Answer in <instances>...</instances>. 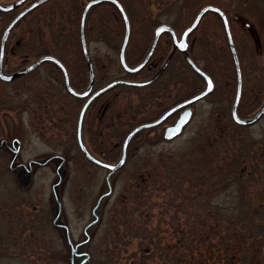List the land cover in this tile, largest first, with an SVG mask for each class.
Returning <instances> with one entry per match:
<instances>
[{
	"label": "trees",
	"instance_id": "obj_1",
	"mask_svg": "<svg viewBox=\"0 0 264 264\" xmlns=\"http://www.w3.org/2000/svg\"><path fill=\"white\" fill-rule=\"evenodd\" d=\"M122 4L124 5L123 2ZM103 6L114 11L117 26L120 29L119 34L123 33L124 25L116 8L109 2H103L92 7L87 14L85 23L87 44L90 40V16L97 7ZM186 6L188 7L184 8L181 16L180 27L182 28L192 20L196 10V7L188 4ZM64 7L65 4H61L57 8L61 12ZM124 8L133 31L134 16L125 5ZM38 9L35 8L20 18L10 31L5 45L3 69L6 72H12L26 66L42 54H52L65 65L71 86L82 90L88 82V69L79 38L81 11L76 13L75 7L66 9L68 16L72 18L67 20L70 23L76 20L78 23L76 28H72L71 24L66 28L68 35L62 43L59 36L49 42L40 35L18 48V33L36 17L34 13ZM61 15L62 13L54 16L52 22L57 24L61 22L66 26ZM10 18L8 13L0 12V25L7 24ZM159 22L161 21L155 20L150 27L148 26L147 32L151 34L152 27ZM229 26L232 32L234 23L230 18ZM37 27L40 28L39 25ZM170 50V43L160 44L159 41L151 57L152 64L155 66H144L133 76L122 73L119 78L148 79L157 71L161 62H164L171 54L167 66L152 83L164 80L166 71L178 59V54L169 53ZM67 55L72 58L74 69L79 68L77 76L70 72ZM190 55L195 59L193 52H190ZM141 56L134 58L127 55L125 58L129 64H134ZM91 61L94 67L95 88L113 79L109 77L103 81L104 76L98 75L94 60L91 59ZM182 62L186 65L183 59ZM211 64L212 60L208 61L203 70L214 81L215 78L208 69L212 66ZM41 66L52 69L57 77L39 76L33 85L27 86L25 94L23 92L10 94L5 87L8 82L0 80V140L16 139L15 143L21 146L27 136L35 133L51 148V151L41 155L37 160L50 155L63 157L61 165L63 176L56 186L61 203L58 221L69 229L62 203V190L69 176V162L76 163V174L72 178V189L76 192L73 201L75 207L84 204L79 201V196L85 189L83 186L88 188L92 184L87 176L88 171L85 169L88 170L90 166L105 168L90 162L77 145V118L83 100L70 95L65 90L61 71L54 63L47 61ZM24 78V75L20 76L10 83H22ZM190 78L195 91H199L204 83L203 79L186 66L184 82H189ZM232 79L223 87L214 86L209 94L211 97H223L228 101L225 105H218L217 111L222 117H212L210 130L192 137L190 143L177 147L153 148L151 143L153 141H148L152 138L149 134L154 133L153 138H157L156 141L163 140L161 132L155 133L161 124L142 129L132 136L126 146L124 164L109 175L111 192L102 197L96 209L97 220L88 226V239L79 246L82 250L86 249L85 253L88 256V259L81 264H264L262 254L264 230L260 228L255 215L247 210L246 199L238 198L236 193V185L243 182L245 178L241 164H244L248 158L249 149L243 145L242 139L240 144H231L221 133L224 128L232 131L242 128L230 117L229 107L232 105L236 89L234 73ZM181 87H183L182 81ZM109 92L110 90L91 101L82 124V136L86 148L94 156L107 162H115L119 158L124 135L130 128L158 117L169 106L190 95L183 94L173 101L160 102L162 107L157 110L156 117L136 118L128 124L124 123L117 128L116 142L110 144L107 140L100 142L93 140L89 131L90 123L88 124L94 110L101 107L103 113L107 109L108 105L103 102V99ZM263 102L264 80L260 79L250 91L242 89L237 114L240 117L251 116ZM174 115L171 114L168 119ZM86 135L88 143L85 140ZM198 138L204 140L200 139L202 142H199ZM73 149H76V154L72 153ZM11 155L10 147L1 144L0 182L5 173H10L13 174L12 181L15 187L12 193L6 196V192L0 190V261L9 262L16 258L20 260L29 258L31 264H58L59 262L73 264L70 260L64 229L54 224L52 220L56 211V202L51 185L49 203L37 204L34 208L32 207L33 209L27 210L26 206L29 204L34 206L33 203L24 196L21 198L19 196L29 189L32 183L31 177L23 180L19 169L9 167ZM58 160L59 158H55L46 164L53 165L56 162L55 178ZM37 166L40 165L33 164L31 169ZM105 170L106 174L99 193L91 203L89 220L83 226L80 240L85 237L84 227L93 219L92 208L98 196L108 189L106 181L108 170ZM82 178L86 181L84 185L81 183ZM120 180H123L121 187L111 205L108 206L113 186ZM258 205L264 208V200ZM106 207L107 216L103 219ZM55 232L59 238L53 236ZM60 238L63 241V248L57 242Z\"/></svg>",
	"mask_w": 264,
	"mask_h": 264
},
{
	"label": "rangeland",
	"instance_id": "obj_2",
	"mask_svg": "<svg viewBox=\"0 0 264 264\" xmlns=\"http://www.w3.org/2000/svg\"><path fill=\"white\" fill-rule=\"evenodd\" d=\"M11 1L13 0H0L3 4ZM85 1L86 0L48 1L34 13L36 17L31 19L30 22L23 27L22 31L18 33V48H20L22 44L40 35L49 42H52L53 38L59 36L60 43H62L68 35L66 28H68L70 24L72 28H76L78 23L76 20H74L75 22L73 23L67 20H72V18L68 16L67 10L71 7H75V12L79 13ZM122 1L127 10L134 16V25L131 34L132 37H134L132 39L133 42L136 40L135 37L137 38L141 35L145 37L146 34H149L147 28L148 26L150 27L155 20L172 25L178 32L182 30V27H180L182 21L181 16L183 15L184 8L188 7L186 6L188 0ZM205 1L207 0H194L195 5L192 6L196 7V4ZM218 1L221 2L223 0ZM230 1L231 3H228L229 5L224 6L230 10L231 21L234 23L232 37L234 38L233 42L237 58L243 69L242 87L250 91L260 79H263L264 7L259 8L257 11L259 16L254 17L249 16L250 12L254 9L251 3L243 6L242 0ZM61 4H65V7L59 12L57 7ZM56 13L58 15L62 13L61 16H63L66 26L62 25L64 23L61 22L60 24L52 22L54 16L57 15ZM233 14H237L240 19H233ZM5 25H0V36ZM37 25H39L40 28H38ZM40 32L43 33L40 34ZM119 32L120 29L117 26V17L114 11L106 6L97 7L91 14L89 20L90 40L88 42V51L91 59L94 60L95 70H97V73L99 72L98 75L104 76L103 81L109 77L118 78L123 73L121 68L119 69L118 67L119 41L116 38L118 35L120 36ZM111 37L112 39L109 40L110 43L113 41V46L108 45L106 41L107 38ZM192 37L191 51L194 54L197 64L203 68L207 65L208 61L212 60V66H209L208 69L215 78L214 85L223 87L229 81H232L234 70L233 62L220 19L214 14L207 13L194 30ZM98 38H100V40ZM138 49L139 50H136L137 53H140L142 50L144 52L145 50L142 46H139ZM133 51V44L131 46L129 45L128 52H130L131 57L134 55L131 54ZM69 56L70 55H67L66 58H68L70 72L77 76L76 73L79 71V68L74 69L72 58ZM186 66L187 65L178 57L177 61L166 71L164 80L158 83L155 82L143 87L118 85L112 88L103 99V102L108 105L107 109L102 113V108L98 107L94 110L92 118L88 120L92 139L97 142L107 140L108 143L112 144L116 142L115 135L117 134V128L124 125V123L128 124V122L136 118L151 119L154 116L156 117L157 110L162 107V103L160 102L165 103L167 101H173V99L183 94H194L196 91L193 86V81L191 82V78L188 79L189 82H184ZM32 71L24 74L25 78L22 83L17 84L8 82V85H5L6 89L10 91V94H19L20 92L25 94L27 86L33 85L39 76L57 77V74L52 69L41 65ZM181 81L183 87L180 88ZM203 86L204 84L201 87L203 88ZM227 102L228 101L223 97L217 98L216 96L211 97V95H207L192 103L191 108L193 110V116L181 134L173 139L156 141L157 138H153L155 137L153 133L149 134L152 138H149L148 141H153L151 142L153 148L177 147L181 144H188L191 142L192 137L194 138L197 134L210 130L212 117H222L217 111L219 109L218 105H225ZM229 109H231V106ZM176 116L177 114L162 123L159 128L156 129L155 133L161 132L163 137L164 127L172 123ZM221 133L225 135L231 144H240L242 139L243 145L247 146L246 148L249 149L247 151L248 158L245 160L244 164H241V168L242 166L244 168L243 172L245 178L243 182H239L238 185H236V193L238 194V198L246 199L247 210L255 215L260 228L264 230V208L258 205L260 201L264 200V113L255 123L249 126H242L241 129H236L234 131L224 128L221 130ZM200 139L202 141L204 140L202 138ZM200 139L198 138L199 142H202ZM85 140L88 143L87 135L85 136ZM11 141L12 140H9L7 143L10 144ZM16 145L17 144L14 143L13 148H15ZM50 149V146L47 145L43 139L37 137L35 133H32L24 139L21 146L19 145L17 158L14 162L26 163L29 159L41 157V155L51 151ZM72 153L76 154V149H73ZM55 163L56 162H54L53 165L37 166L33 170L30 169L29 174L23 170L21 178L26 180V177L30 176L32 182L29 189L25 191L23 195L19 196V198L24 196L29 202L31 201L33 203L34 206L30 204L26 206L27 210H30L32 207L34 208L37 204L49 203L51 193L50 185L55 178ZM68 168L69 176L62 190V203L69 226V233L73 245H75L76 241L82 238L81 233L83 226L89 220L91 203L99 193V188L103 182L106 170L95 166H90L88 170L85 169V171H88L87 176L88 179L92 181V184H90L88 188L83 186L85 189L82 190L79 201L84 202V204L83 206L79 205L80 207H75L73 201L76 192L72 189V178L76 174V163L70 161ZM12 178L13 174L5 173L2 182H0V190L6 192L5 196L7 194L10 195L15 187ZM81 181L83 185L86 183L84 178H82ZM122 181L123 180L117 181L114 184L112 197L108 202V206L111 205L118 189L121 187ZM80 212L81 214H79ZM106 216L107 207L103 214V219H105ZM53 236L59 238L56 232L53 233ZM57 242L59 245H63L61 238L59 240L57 239ZM63 247L64 246H62V248ZM85 251L86 249L82 250V248L79 247V252ZM80 258L79 256H75L74 261H78ZM28 259L29 258L20 260L16 258L9 260V262L0 261V264H31ZM58 264H61V262Z\"/></svg>",
	"mask_w": 264,
	"mask_h": 264
},
{
	"label": "water",
	"instance_id": "obj_3",
	"mask_svg": "<svg viewBox=\"0 0 264 264\" xmlns=\"http://www.w3.org/2000/svg\"><path fill=\"white\" fill-rule=\"evenodd\" d=\"M23 1L24 0H14V1H12L10 3H6V4L0 3V12H10L13 9L17 8ZM44 1H47V0H36L33 3H31L30 5L26 6L20 12L15 14L9 20V22L6 24V26L4 27V29L1 33V36H0V80H2L4 82L12 81V80L19 78L20 76L28 73V72L34 70L36 67L41 65L43 62L50 61V62L54 63L60 69L62 77H63L65 90L70 95H72L76 98H85V101L81 106V109L78 113V118H77V126H76L77 145H78L79 149L81 150V152L83 153V155L90 162L108 170V173L106 175V181L108 184V189L98 196V198H97V200H96V202L92 208L93 219L84 227V230H83L85 237L82 240H80L79 242H77L75 245H73V242H72L70 234H69L68 227L65 224H63L62 222L58 221L60 211H61V203H60L59 196H58V193L56 190V186L63 176L62 175L63 172L61 171V165H62L63 157H59L58 155H50V156H47L44 159H40V160H37V159L36 160H29L26 165H23L21 163H15L14 164L13 161L16 158V155H17V152L19 149V144H17L15 146V148L11 149L12 150V156H11L10 161H9V167L14 168V167L22 166L23 169L20 170V173H22L24 170V172L29 174V171H30L31 166L33 164L34 165H45L50 160H53L55 158H59V160L56 164L57 177L55 178V180L51 184V188H52L53 195H54L55 202H56V211L54 213L52 220H53L54 224H56V225H58L64 229V233H65L66 239L68 241V245H69L70 260L72 261L73 264H81L88 259V256L85 252H79V246L81 244L85 243L88 239V233H87L88 226L95 223L97 220L98 216L96 213V209H97L102 197L108 195L111 192V186L109 183V175L112 172H114L115 170L119 169L124 164L125 157H126V146H127L128 142L130 141V139L132 138V136L142 129H146V128H150V127H154V126L159 125L166 118H168V116L170 114H172L175 111H179L178 116L176 117L174 122L165 126V128L163 130V137L165 139H172V138L178 136L183 131L184 127L187 125V123L192 118L193 111H192L190 105L192 103L196 102L197 100L203 98L207 94H209L213 89L214 84H213V81L210 78V76L204 70L199 68L192 61V59L190 58V56L187 53V47H188L187 36L198 25L201 17L206 12H208V11L214 12L218 16H220L221 21H222V25L224 28V32L226 35V40H227V44L229 47V51H230V54H231V57L233 60V64H234V67L236 70V75H237L236 94H235V97H234V100H233V103L231 106V110H230V116H231L232 121L235 124L240 125V126H249V125L255 123L264 113V102L260 106V108L250 117L243 118L237 114V106H238L240 96H241V91H242V80H241L239 62H238V58L236 55V50H235V46L233 43L232 34H231V30H230V26L228 23L227 16L225 15V13L223 12V10L221 8H219L218 6L213 5V4L203 5L198 10V12L196 13L193 20L181 31L179 36H177L175 30L169 24L159 23L153 29V37H152V40H151V43L148 47L147 52L145 53V55L141 58V60L137 64L131 66V65L127 64V62L125 60V49L127 46L129 35H130V25H129V20H128L127 14H126L122 4L118 0H87L84 7H83L82 13H81L80 25H79V38H80L81 51H82L84 61L86 63L87 69H88V82H87L86 87L83 90H76L71 86V83L69 80V75H68V72H67L65 65L63 64V62L59 58H57L56 56H54L52 54H42V55L38 56L37 58H35L33 61H31L29 64H27L26 66H24L20 69H17L13 72H6L3 69V57H4L6 40H7L9 32L11 31L13 26L20 20V18L27 11L33 9L37 5L43 3ZM103 1L110 2L111 4H113L116 7V9L119 12V14L123 20V23H124V36H123V39H122V42H121V45L119 48L118 59H119L120 66L125 73L133 74V73H136L137 71H139L148 62L149 58L151 57V55L154 51V48L156 46L157 40H158L159 36L161 35V33L167 32L170 34V36L172 38L173 47L183 54V57H184L185 61L189 64L190 68L194 72H196L201 78H203V80L205 81V86L201 91H199V92H197V93L173 104L168 109H166L163 113H161L157 118L150 120V121L142 122L140 124H137L133 128H131L122 141L120 156L115 162L104 161V160L94 156L86 148V146L83 142V138H82V122H83V118H84V114L86 112V109L88 108L90 102L96 96H98L99 94H101L103 92L108 91L109 89H111L115 86L128 85V86L139 87V86H144V85L151 83L162 72V70L166 66L167 62L169 61L170 55L166 58L163 65L155 72V74L147 80L135 81V80L117 78V79H114V80L107 82L106 84H104L103 86L98 88L97 90L91 92L92 87H93V82H94V68H93L92 61H91V58H90V55H89V52L87 49V43H86V38H85V23H86V16H87L89 9L92 6H94L98 3H101ZM15 141H16V139H13L11 141V146H14ZM3 143L8 145L5 139H1L0 145ZM26 178H27L26 180L29 179L28 176ZM262 254L264 257V246L262 248ZM75 256L81 257L80 260L74 261Z\"/></svg>",
	"mask_w": 264,
	"mask_h": 264
},
{
	"label": "flooded vegetation",
	"instance_id": "obj_4",
	"mask_svg": "<svg viewBox=\"0 0 264 264\" xmlns=\"http://www.w3.org/2000/svg\"><path fill=\"white\" fill-rule=\"evenodd\" d=\"M34 1H36V0H24L17 8H15V9H13L12 11H10L8 14H9V16H14L15 14H17L18 12H20L22 9H24L26 6H28V5H30L31 3H33ZM48 1H50V0H47V1H44L43 3H41V4H39V5H37L36 7H34L33 9H31V10H29V11H27L22 17H24L25 15H27L28 13H30L32 10H34L35 8H41L44 4H46ZM87 1V0H86ZM86 1L84 2V4H83V6H82V8H81V13H82V10H83V7H84V5H85V3H86ZM121 4H122V0L120 1V0H118ZM103 2H107V1H103ZM103 2H101V3H103ZM101 3H98V4H101ZM228 3H231V1L230 0H225V2H224V0L223 1H221V2H219L218 0H207V1H205V2H201L200 4H196L197 6V8H196V10H195V12H194V15H193V18L195 17V15H196V13L198 12V10L203 6V5H205V4H213V5H216V6H218L219 8H221L222 10H223V12L225 13V15L227 16V18H230L231 19V13H230V10L226 7V6H224V5H229ZM252 4V7L254 8L253 10H252V12H250V15L249 16H254V17H258L259 15L257 14V11H258V9L259 8H261V7H264V0H242V5L244 6V5H246V4ZM98 4H96V5H98ZM186 4H188V5H195V2H194V0H188V2L186 3ZM96 5H94V6H96ZM123 5V4H122ZM94 6H92V7H94ZM91 7V8H92ZM123 7H124V5H123ZM90 8V9H91ZM89 9V10H90ZM126 11V10H125ZM89 12V11H88ZM208 14L210 13V14H215V13H212V12H207ZM207 13H205V15L207 14ZM88 14V13H87ZM81 15V14H80ZM218 16V15H217ZM21 17V18H22ZM121 17V16H120ZM204 17V15L201 17V19ZM219 18H220V16H218ZM233 19H235V20H239L240 18H239V16L237 15V14H233ZM193 18H192V20H193ZM201 19H200V21H201ZM221 19V18H220ZM191 20V21H192ZM190 21V22H191ZM200 21H199V23H200ZM198 23V24H199ZM246 25H247V23H246ZM198 26V25H197ZM196 26V27H197ZM173 27V26H172ZM196 27L188 34V36H187V42H188V47H187V53L189 54V56H190V58L192 59V61L197 65V66H199L198 64H197V62H196V60L190 55V52L192 53V51H191V44H192V39H193V37H192V34H193V32H194V30L196 29ZM174 28V30H175V32H176V34H177V36H179V34L181 33V31L183 30V28H182V30L180 31V32H178L176 29H175V27H173ZM153 29H154V26H153V28H152V31H151V34H146L145 35V37L144 36H139V37H135V41L133 42L132 41V39L134 38V37H132V32H131V34H130V36H129V38H128V42H127V46H126V49H125V57L127 56V55H129L130 56V52H128V46L130 45H132L133 44V48H134V51L131 53L133 56L132 57H136V56H138V55H142L139 59H138V61L143 57V55L146 53V51H147V49H148V47H149V44H150V42H151V40H152V37H153ZM118 38H119V40H118ZM99 40H100V38H98ZM109 39H112V37L111 38H107V44L108 45H110V46H113V41H111V43H110V40ZM118 41H119V46H118V52H119V48H120V44H121V41H122V39H123V33H122V35H118V37L116 38ZM148 40V41H147ZM160 41V44H167V43H170V45H171V50H170V52L169 53H172V52H176L177 54H178V57H179V59H183L184 61H185V59H184V57H183V54L181 53V52H179L178 50H176L175 48H173V44H172V38H171V36H170V34L169 33H167V32H163V33H161V35L159 36V38H158V40H157V43ZM157 43H156V45H157ZM139 46H142V48L144 47L145 48V50H144V52H143V50L139 53H137L136 52V50H139L138 48H139ZM156 48V47H155ZM172 49H174V50H172ZM153 54V53H152ZM152 57V56H151ZM151 57L149 58V60H148V62L144 65V66H155V65H153L152 64V60H151ZM137 61V62H138ZM136 62V63H137ZM169 62V61H168ZM168 62H167V64H168ZM136 63H134V64H136ZM185 63H186V65L187 66H189V64L185 61ZM134 64H132V65H134ZM167 64H166V66H167ZM119 65V64H118ZM163 65V62H161V64L159 65V66H162ZM120 66V65H119ZM200 67V66H199ZM239 68H240V74H241V80H242V84H243V69H242V67H241V64H240V61H239ZM201 69H203L202 67H201ZM233 73L235 74V80H236V84H237V75H236V70H235V67L233 66ZM137 73V72H136ZM135 73H133V74H128V75H130V76H133ZM197 74V73H196ZM203 79V78H202ZM212 79V78H211ZM213 80V79H212ZM263 80H264V73H263ZM214 82V81H213ZM204 84V83H203ZM96 90V88L93 86V88H92V91L91 92H93V91H95ZM241 93H242V91H241ZM179 112V111H178Z\"/></svg>",
	"mask_w": 264,
	"mask_h": 264
}]
</instances>
